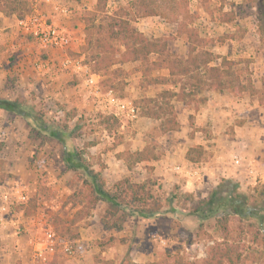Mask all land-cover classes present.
I'll return each instance as SVG.
<instances>
[{
    "label": "crops",
    "instance_id": "0c3cea01",
    "mask_svg": "<svg viewBox=\"0 0 264 264\" xmlns=\"http://www.w3.org/2000/svg\"><path fill=\"white\" fill-rule=\"evenodd\" d=\"M15 19L16 17L12 16V22H9L8 19L4 20L6 26L9 27V30L4 34L5 55L7 56L12 52L16 55L13 57L12 64L7 61V66L6 60L4 62L2 59L0 60V96L8 99L15 96L20 97V95L24 97L26 86H30L36 92H41L43 89V93H48L49 96L62 102L71 103V105H77L74 103L78 102L80 98V101L86 104L88 108L92 107L93 104L98 108L95 98L88 100L86 94L82 99L78 97V92L74 91V94H71L73 93L72 88L66 89L65 87L69 78L77 77L78 82L75 83L74 88L81 85L85 88L84 90L91 92V88L85 85V79L95 73L83 62V54L79 55L84 44V23L83 21L80 22L74 8L70 20L62 22L71 36L70 46L65 51L50 49L42 54L43 56L48 55V58L51 59L50 66L45 72H38L33 67V61L37 59L41 51L35 40H24L22 37H17L18 30L15 26ZM136 19L137 21L132 23L145 36L148 38H168L171 50L183 58L187 57L189 43L185 35L178 34L180 26L174 29L173 24H169L159 15ZM73 22L76 26L72 24ZM223 22L227 25L225 29L228 30L230 21ZM190 26L196 28L197 25L193 23ZM249 32L246 30L244 36L241 35L237 38L229 35L220 40V37L217 41L221 42H215L210 48L206 47L214 57L218 56L209 62L208 66L219 63L222 57L237 61H243L245 56L249 57L248 54H251L249 48L253 45L247 37ZM198 33L202 38L210 39L208 38L211 36L209 32L205 34V32L198 30ZM173 40L176 42L175 46L178 45L177 48L172 47L174 45ZM210 41L208 40V43ZM258 41L260 43L261 39L259 38ZM250 59L251 65L247 68L246 76L248 75L251 79V85L257 90V93L252 94L247 90L236 92L233 89L221 90L205 87L195 91V98H205L202 103L197 105L194 102L184 103L173 98L172 103L176 109L178 129L159 133L157 137L158 148L160 149L158 159L148 162L142 161L134 164L131 168L127 167L124 159L118 154L124 151L141 150L147 144L145 137L150 131L149 126L158 127L159 125V120L140 114L139 99L144 96H155L165 89L176 90L177 88L166 81L147 83L140 69V61L122 63L121 67L125 71L124 91H126L122 97L132 100L137 108V117L123 126L119 122L120 129H127L122 143L112 145L108 149L103 148L99 142H91L86 147V149L94 148V151L89 149L90 154L98 156L104 164V167L97 164L92 167L95 170H100L106 181L109 179L113 182L128 177L138 182L145 177H150L159 180L164 187L174 183L189 193H206L207 187H214L222 178L233 180L238 183L241 189L253 181L264 183V50L261 53L251 54ZM242 63L240 62V64ZM95 74L101 80L104 78L99 73ZM7 75L16 78L14 89L8 88L6 84ZM168 76L169 70L166 68L154 69L150 74V77L154 78H167ZM246 76H240L241 83H246ZM99 79L100 85L101 80ZM46 80L49 83L44 85L47 83ZM61 82L65 84L63 87ZM80 92L83 91L80 90ZM66 94L71 95L66 96ZM5 113L8 112L0 109L1 115ZM111 133H107L108 138H111ZM119 133L123 132L120 131ZM196 144L205 148V157L198 162H191L185 154L190 146ZM235 159L239 162L235 163ZM175 164H185L188 169L183 173L175 172L172 169ZM62 165L65 169L64 163ZM148 166H151V169L145 170V168H149ZM250 168L253 169L252 174L248 173ZM70 172L73 171L65 170V173ZM17 187L19 188V186ZM99 217L98 214L94 213L86 218L92 221L91 225L82 227L79 230V235L71 240L76 244L74 254L67 256L59 248H54L47 250L44 261L35 260L29 244V239L35 240L40 235L39 230L25 227L27 229L17 235L14 229L15 221L4 217L3 223H0V264H100L99 259L117 262L122 256L120 254L125 252V245L121 244L120 238L131 235L130 230H127V225L130 222L133 223L135 217L128 216L125 219L124 230L112 228L104 230L100 225ZM144 220H148V218L136 219L138 223ZM93 226L94 228H92ZM109 237L113 238L109 245L99 246L96 243L97 240L106 241L105 239ZM138 242L135 241L134 245H139ZM137 248L139 247L136 246ZM131 256L134 262L148 260V256L142 253Z\"/></svg>",
    "mask_w": 264,
    "mask_h": 264
},
{
    "label": "rangeland",
    "instance_id": "374dc122",
    "mask_svg": "<svg viewBox=\"0 0 264 264\" xmlns=\"http://www.w3.org/2000/svg\"><path fill=\"white\" fill-rule=\"evenodd\" d=\"M22 1L25 2V6L13 14H8L5 10H2L1 7L4 4L3 1H0V60L2 59L3 62L6 60V66L7 61L12 64L13 57L16 54L12 52L7 56L5 55L4 34L9 30V27L6 26L4 20L8 19L9 22H12V16L19 18L21 17L20 15H25L31 10L33 5L38 8L43 7L40 0ZM72 1L74 2H72L71 6L77 12L80 22L83 21V23L84 18L92 14L98 7V0ZM132 1L104 0L100 7L104 12L110 14L123 10L129 11L131 10ZM151 2L160 12L157 15L163 17L169 24H173L174 29L179 27L181 23L187 22L191 25L195 23L197 25L196 28H199L197 30L205 32V34L209 32L211 36H206L211 41L205 45L207 48H210L215 42H221L217 41L220 37L231 35L237 38L241 35L244 36L245 31L248 30L250 32L247 37L249 42L253 44L249 48V53H261L264 50L263 0H151ZM75 7L77 8L75 9ZM132 16V13L128 15L131 21H137ZM230 16H232V20L228 24L230 28L226 30L227 25L222 19ZM72 24L76 26L75 22ZM17 37H22L24 40H34L33 37L20 31L17 32ZM259 38L261 39L260 43L258 41ZM175 44L176 42L172 45L173 48H177L178 45L175 46ZM251 54H248L249 57H243V61H241L243 63L237 65L240 76H246L244 68H248L251 65ZM44 77L46 78V76ZM76 78L68 79L66 85L69 86H65L66 89L70 87L73 90L71 94H74V91L78 92V97L82 99L87 94L86 98L93 100L95 95L92 91L84 90L85 88L81 85L74 88L75 83L78 82ZM46 81L47 83H44V85L49 83L48 80ZM6 84L9 89H14L16 87V78L12 75H7ZM64 85L61 82V86L63 87ZM100 87L102 90L108 89L101 83ZM80 90L84 93L80 92ZM113 93L119 96L120 93L125 95L126 91L123 88L121 91L113 90ZM71 94H66V96ZM20 97L24 102L31 105L34 114L39 113L42 116V120L48 125L66 127L74 146L78 149L83 148L85 142H99L103 148L108 149L112 145L122 143L124 139L127 129H120L119 125L112 129L111 138H108V134L100 123L101 111L94 104L88 108L86 104L80 101V98L78 102L74 103L77 105H71V103L62 102L55 99V97L49 96L48 93H43V89L41 92H36L30 86H26L24 97L21 95ZM149 128L150 131L146 135L145 141L155 146L156 151L159 152L160 149L157 143L159 130L157 127L149 126ZM120 131L123 133H119ZM28 134L29 127L18 116L9 113L0 114V142H2L0 148V191L12 192L13 188L19 186L25 195L24 202L13 205L10 211L3 214V216L15 221L14 229L15 231L20 229L21 233L27 229L25 227L39 230L38 233H40L45 226H50L57 236L69 241L75 250L76 244L71 240L79 235V230L82 227H87L88 224L91 225L92 221L86 218L94 213L99 216L104 214L107 203L103 201L92 203L85 208L86 216L84 218L73 219L76 209L82 204L79 202L88 203L93 198L89 186L83 183L85 179L83 171L65 173L62 165L64 162L61 158L62 145L55 138L41 136L33 139ZM89 149L94 151V148L86 149L88 152L86 156L87 162L92 166L102 164V167H104L100 158L95 154L91 155ZM145 170H148V168H145ZM145 180L151 181L148 184V189L154 197L160 199L158 203L161 207L160 213L156 216L148 217V220L139 223L136 219L138 220L140 216H132L135 217V221L127 225V230H130L131 235L120 238L121 244L125 245V252L120 254L122 256L117 262L99 259L100 264H125L128 260L132 261L131 255L136 253L137 255L142 253L148 256V260L145 262L155 261L165 252L171 255H179L187 261L201 260L205 255L207 246L222 239L216 216L226 211L221 208L215 215L201 218L199 214L192 211L194 206L192 202L202 197H208L213 187H207L206 193H189L174 183L164 187L155 178L145 177L138 182ZM116 181L111 182L109 179L106 181L104 177L105 188L113 191V185ZM236 190L238 193L247 196L249 205L257 208L262 207V210H264V183L253 181L247 187L241 189L239 186ZM125 210L129 211L131 207L129 206ZM119 214H121V211H118L116 216ZM116 216L109 217V220H114ZM229 219L232 229L242 227L246 230L243 241L244 244L250 246L249 250L260 251L261 248L258 245L249 241L250 232L253 229L249 230L245 225V221L242 223L235 216H231ZM124 225L125 221L122 223L120 230H124ZM112 239V237H109L105 239L106 241L97 240L96 243L99 246H106L112 242ZM135 241H139V245H134ZM136 246L141 250H138L139 248L136 249ZM257 257L258 259L250 264H264V250Z\"/></svg>",
    "mask_w": 264,
    "mask_h": 264
},
{
    "label": "trees",
    "instance_id": "16d2710c",
    "mask_svg": "<svg viewBox=\"0 0 264 264\" xmlns=\"http://www.w3.org/2000/svg\"><path fill=\"white\" fill-rule=\"evenodd\" d=\"M4 6L1 7L8 14L15 13L25 6L22 0H0ZM104 0H98L95 11L84 18V44L79 52L84 55L83 62L87 64L92 72L99 73L102 78L101 84L106 88L121 91L124 88L125 71L122 63L128 61H140L141 71L146 82L166 81L175 89H165L155 96H144L139 99L140 114L159 120V133H166L178 129L177 114L172 99L184 103L194 102L196 105L204 101V97L195 98L197 90L205 87L217 89H233L236 92L247 90L252 94L257 93L251 85V79L246 76V83H241L238 66L240 60H230L222 57L219 63L208 66L218 56L205 47L208 40L202 38L198 30L183 22L178 28L179 35H185L188 43V55L181 57L169 47L168 38H148L141 32L128 17H145L159 14L151 0H133L132 12L123 10L120 12L106 13L100 7ZM264 1V0H263ZM22 16V15H20ZM232 16L223 17L222 21L229 22ZM224 38L221 37L220 40ZM166 68L169 70L167 78L150 77L152 70ZM247 71V67L244 68ZM123 94L120 93L119 97ZM0 109L9 114L16 115L29 127L28 136L37 139L41 136L55 138L62 145V161L65 170L74 173L81 170L85 175L84 184L89 186L93 198L90 202H79L80 207L76 209L73 219H81L86 216L85 208L92 203L103 201L107 208L99 217V222L104 230L114 228L120 230L122 223L128 216L152 217L160 213V199L154 197L148 189L150 180L134 182L128 177L121 178L114 183V190L105 188L104 178L100 170H95L87 162L88 154L86 147L91 142H85L83 148L74 146L71 135L66 127H52L42 120V116L34 114L31 105L24 102L21 97L12 99L0 96ZM100 123L107 133L119 125L118 119L111 115L100 116ZM2 142H0V148ZM205 148L196 144L190 146L186 151V158L191 162H198L205 157ZM160 153L155 146L147 143L141 150L124 151L119 153L127 167L142 161H153L159 158ZM102 167V164H99ZM151 169V166H148ZM238 183L229 178H222L210 191L208 197L194 200V213L201 218L215 215L219 209L224 208L226 212L216 216V221L222 233V239L207 246L205 255L201 260L187 261L179 255H171L165 252L157 260L151 262L137 263L126 261L125 264H250L255 262L264 250V210L248 204L247 196L237 192ZM131 210L127 211L128 207ZM118 211L121 214L117 215ZM228 211V212H227ZM110 221L109 217H115ZM235 216L245 225L250 232L249 241L258 245L261 250L250 251V246L244 244V233L242 227L232 229L229 217ZM248 233V231H247ZM108 263V262H107Z\"/></svg>",
    "mask_w": 264,
    "mask_h": 264
},
{
    "label": "built area",
    "instance_id": "2783aa9c",
    "mask_svg": "<svg viewBox=\"0 0 264 264\" xmlns=\"http://www.w3.org/2000/svg\"><path fill=\"white\" fill-rule=\"evenodd\" d=\"M40 2L43 5L42 8L33 5L28 13L15 19V26L21 33L33 37L38 44L41 53L33 61V67L38 72H45L51 59L48 55L43 56L42 54L50 49L65 51L70 46L71 36L62 22L70 20L73 7L71 6L72 0H40ZM98 79L99 76L93 73L86 77L85 85L91 88L101 113L117 118L121 126L133 121L137 117V108L132 100L115 95L111 88L102 90ZM238 162L239 160L235 159V163ZM172 169L183 173L186 172L188 166L175 164ZM248 173L252 174L253 169L250 168ZM24 201L25 195L18 187L13 188L12 192H0V223L4 221L3 214L9 212L13 205ZM15 234L20 235L21 230L17 229ZM29 244L35 260H46L47 250L54 248H59L66 255L74 253L72 244L57 236L50 226H45L35 240L29 239Z\"/></svg>",
    "mask_w": 264,
    "mask_h": 264
}]
</instances>
